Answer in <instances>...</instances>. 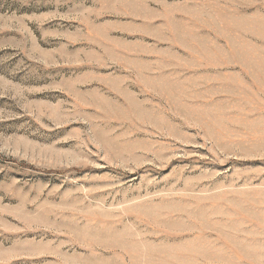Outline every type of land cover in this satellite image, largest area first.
I'll list each match as a JSON object with an SVG mask.
<instances>
[{"label":"rangeland","instance_id":"374dc122","mask_svg":"<svg viewBox=\"0 0 264 264\" xmlns=\"http://www.w3.org/2000/svg\"><path fill=\"white\" fill-rule=\"evenodd\" d=\"M0 264H264V0H0Z\"/></svg>","mask_w":264,"mask_h":264}]
</instances>
